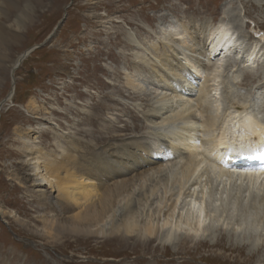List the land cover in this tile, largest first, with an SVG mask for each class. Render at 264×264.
<instances>
[{
	"label": "bare ground",
	"instance_id": "bare-ground-1",
	"mask_svg": "<svg viewBox=\"0 0 264 264\" xmlns=\"http://www.w3.org/2000/svg\"><path fill=\"white\" fill-rule=\"evenodd\" d=\"M25 1L26 4L31 3L30 0ZM187 1L190 4L184 10L186 20L177 18L176 28L170 26V29L163 30L157 27L160 28L158 34H153L158 37H151L149 41L126 32V47H123L131 52L121 56L127 61L123 79H118V83L102 81L97 84L99 88L109 85L122 91L120 100L109 99L107 95L102 97L119 106L123 115L134 120L124 121L117 113H114V121L103 120V113L98 111L106 104L98 100L77 106L82 114L78 125L83 126L78 128L74 120L70 121L68 129L73 133L55 132L54 150L37 143V138L32 136L36 132L30 128L28 133L24 132L26 136L19 139L20 153L31 173L28 175L35 178L27 193L43 211L38 217L42 229L31 228L29 223L1 206L0 216L10 214L13 220L54 244L63 237L82 241L104 238L106 244H123L125 240L133 239L136 247L148 248L157 242L171 248L178 232L167 225L179 214L181 198L188 197L183 205L186 212L180 220L193 224L196 235L199 231L215 227L214 223L204 224L201 200L208 204L214 217L225 212L231 220L236 219L241 227L240 233H256L257 229L251 221L253 214L258 217L264 214V207L256 204L261 198L264 206V163L256 166L246 162L243 156L264 152V117L259 115L261 110L255 108L254 100H250L252 103L249 101L250 92L248 98L243 95L245 99L242 103H231L220 113V105L214 111L209 103L212 93L215 94L218 88L215 86L218 81L223 82L229 101L237 90L227 78L230 72L231 78H237L240 67L226 70L222 66L226 61L224 53L237 48L236 31H240L241 26L236 23V17H230L209 28L205 19L215 12L212 6L199 1L193 6L195 0ZM21 8L20 0H0V46L19 36L18 31L24 26ZM12 13L14 19L10 20ZM258 30L261 27L258 26ZM121 31L118 30L117 34L120 32L123 35ZM249 39L251 43L248 47L245 44L246 53L240 57L244 64L254 63L259 54L256 48L261 39L251 36ZM114 41L116 45L123 42L118 35ZM26 54L19 56L13 66ZM106 58L117 64L120 60L111 52ZM217 68H221L223 73ZM99 70L108 78L117 79L116 71L108 73L103 67ZM243 75L247 81L253 78L249 71H244ZM144 81L150 82L153 88V92L147 94L154 95L151 103L144 98L146 93L142 94L145 91L142 88ZM262 88L255 87L257 92ZM8 98L12 99L11 96ZM123 100L135 102L133 109L142 115L144 128L135 122L140 119L132 114ZM24 108L39 120L45 121V116L52 114L50 109L33 98L27 101ZM121 123L124 126L119 127ZM139 135H145L147 142L133 139ZM204 182L216 184L212 191L214 195L223 183L221 188L226 196L219 197V202L205 199V196L211 198V192L204 190V186L199 190L202 192H198L199 196L196 189ZM230 183H233L232 188ZM244 187L246 191L242 199L235 197L236 190ZM228 188L236 190L233 193ZM230 197L234 199L230 200ZM234 215H239V218ZM257 233L253 235L254 240ZM227 241L221 236L214 243L198 240L194 244L197 247L232 250L247 247L245 243L237 246ZM256 245L257 241L251 243L252 247ZM257 254L262 256L264 264V255L259 248L244 262L255 261ZM47 256L45 264L49 261L59 264L49 254Z\"/></svg>",
	"mask_w": 264,
	"mask_h": 264
},
{
	"label": "rangeland",
	"instance_id": "rangeland-1",
	"mask_svg": "<svg viewBox=\"0 0 264 264\" xmlns=\"http://www.w3.org/2000/svg\"><path fill=\"white\" fill-rule=\"evenodd\" d=\"M198 1L200 4L212 6L215 11L207 18L205 17L209 28L218 26L220 21L225 22L230 17L232 19L236 17L237 22H235L241 26L240 31H236L237 46L235 47L237 48L232 50L233 52L224 53L226 61L223 63L225 66H222L226 67V70H235L237 67L241 69L237 78H231V72L228 78L225 77L229 79V83H232L233 88L237 89L233 93L234 97L231 100L233 102L226 97L223 82L218 81L215 85L218 88L210 97V105L214 111L220 105V113L227 108V105L230 107L231 103H242L246 96L248 98L250 92L249 101L254 100L255 108L259 107L258 110H261L259 115L264 117V6H261L264 5V0L261 2L260 0H195L192 5L196 6ZM30 2L26 4L25 0H20L21 19L24 26L17 30L19 36L14 41H7L0 46V206L29 223L31 228L41 230L38 217L43 214V211L27 193L31 184L35 182V178L28 175L31 173L19 149L21 138L26 136L24 132L28 133L29 128L34 130L36 133L32 136L37 138L36 142L43 144L46 149L54 150L56 149L53 138L55 132L65 135L68 132L73 133V130L68 129L70 121L74 120L78 128L83 126L78 125L82 114L78 112L77 106L92 104L98 100L106 104L98 111L103 113V120L114 121V113L121 115L124 121L134 120L131 116L123 115L119 106H115L102 97L107 95L109 99L120 100L122 91L119 92L120 90L117 91L109 85L99 88L97 84L102 81L118 83V79L120 81L123 79L127 61L121 56L122 53L130 54L131 52L125 48L126 32L148 41L151 37L156 38L158 35L153 33L158 34L160 28L157 27L164 30L172 26L174 29L177 27V18L181 21L186 20L184 10L190 2L186 0H30ZM10 18V20L14 19V13L10 15ZM57 24L59 26L53 33ZM258 26L261 30H258ZM120 29L123 35L120 32L117 34ZM116 35L123 40L121 45L115 44ZM250 36L257 40L261 39L256 48L259 54L254 63L251 64L253 62L251 61L244 64V60L242 61L240 57L245 55L244 50L251 43ZM109 52L120 58L118 64L106 58ZM25 53L27 54L22 61L13 66L17 58ZM259 56L261 58L258 59ZM99 67L105 68L108 73L116 71L117 81H114L112 77L108 78L107 74L99 70ZM217 69L221 74L223 73L221 68ZM244 71L252 74L251 81L244 79ZM257 86L263 88L257 92L255 89ZM142 88L145 89L142 94L146 93L144 98L151 103L154 95L147 94L153 92L152 85L150 82H145ZM79 94L83 96H78ZM9 96L12 97L11 100ZM31 98L52 111V114L45 116V121L34 118L25 110L24 106ZM122 102L131 108L132 114L138 116L140 121L135 122L144 128L142 115L137 114L133 109L135 102L127 100ZM118 126L122 127L124 124L121 123ZM14 128L16 131H13ZM133 139L140 140L141 143L147 142L145 135H139ZM217 183L219 184V181ZM203 184L197 187L196 192L202 194L199 190L203 188L206 191L210 190L211 198L205 196V199L219 202L218 199H221L219 197L226 196L221 188L223 183L215 195L212 191L216 184L210 182ZM232 184L230 183V186ZM230 188L228 190L234 193L236 189L233 188L231 191ZM244 191L246 187L236 190L238 193L235 197L242 199ZM200 193H198L199 196H201ZM187 199L188 197L181 198L179 214L170 225H167L178 232L176 242L171 248L166 245L161 246L157 242L148 248L136 247L133 239L125 240L123 244H106L104 238L82 241L78 238L63 237L54 244L13 220L9 217L10 214H4L0 216V264H24L25 262L45 264L47 254L59 264H149L150 262L244 264V260L248 259L257 248L261 249L264 255V214L260 217L257 215L256 217L255 214L252 216L251 222L258 231L254 240L253 235L256 233L252 235L240 233L241 227L237 225L236 219L231 220L225 212L219 217H214L210 213L208 204L201 200L203 201L201 217L204 224L214 223L215 227L211 230L199 231L196 235L193 232V224L180 220L186 212L183 205ZM232 199L234 197H230V200ZM256 204L264 207L261 198L256 201ZM235 215L234 217H237ZM221 236L228 240L227 243L237 246H243L245 243L247 247L242 250H232L197 247L194 244L198 240L214 243ZM256 241V247H252L251 243ZM257 258L245 264H263L260 254H257ZM49 264L53 263L49 261Z\"/></svg>",
	"mask_w": 264,
	"mask_h": 264
},
{
	"label": "water",
	"instance_id": "water-1",
	"mask_svg": "<svg viewBox=\"0 0 264 264\" xmlns=\"http://www.w3.org/2000/svg\"><path fill=\"white\" fill-rule=\"evenodd\" d=\"M59 24H60V23H59ZM59 24H57V26H56L55 30L53 31V33L56 31V29H57V27L59 26Z\"/></svg>",
	"mask_w": 264,
	"mask_h": 264
}]
</instances>
